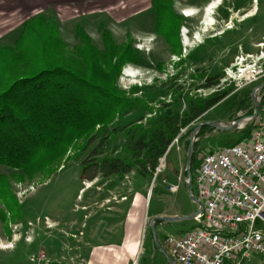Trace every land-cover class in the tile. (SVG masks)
I'll use <instances>...</instances> for the list:
<instances>
[{
  "label": "rangeland",
  "instance_id": "374dc122",
  "mask_svg": "<svg viewBox=\"0 0 264 264\" xmlns=\"http://www.w3.org/2000/svg\"><path fill=\"white\" fill-rule=\"evenodd\" d=\"M171 3L172 16L175 18L171 23L165 19V22L159 23L155 10L154 15L135 18L120 27L104 21L96 24L91 21L77 24L72 30L68 29L69 32L62 30L50 17L35 16V10L15 14L12 12L11 20L0 21V26L13 27L17 24L13 17L22 20L23 17L34 15L26 23L34 18H43L50 25L53 22L60 42L68 50L80 43L77 29L83 31L102 50L101 34L106 30L118 50L113 61L127 48L132 51L137 62H132L129 55L119 63L117 76H113V79L116 78L115 85L122 95L139 101L138 108L130 115L117 116L116 120L120 123L116 133L110 135L105 131L101 134L100 129L96 128L98 131L94 130L91 135L72 142L63 157L43 165L41 171L31 176L0 166V188L4 197L8 199L11 196L16 201L11 210L3 202L0 203V211L6 217L4 223L0 216V264H36L38 261V264H68L69 258L65 252L66 239L70 234L69 222L76 220L81 223L84 216L83 204L98 197L94 187L88 191H79L89 179L107 178L96 170L93 166L95 162L100 166L105 159H128L124 133L125 130L133 128L134 124L126 125L144 116L141 124L145 126L154 115H145V106L161 108L162 104L172 102L178 94L205 98L213 92L232 88L225 99L197 118L190 128L192 130L203 122L230 124L247 117L253 108L252 102L249 107L248 98L251 101V93L263 86L257 91L260 102L258 115L263 114L264 0H212L196 15L179 12L173 5L174 2ZM253 12L254 15H251ZM13 44L14 42H8L0 47H13ZM211 78H215L218 85L205 88ZM185 108L183 101L180 109L184 111ZM239 109L243 111H238ZM240 124L241 128L229 131L205 129L201 137H198L200 131L209 126H204L198 132L195 143L198 148L193 153V156L196 155V165L193 161L190 165L192 178L195 171L193 169L197 168L205 153L226 146L240 145L242 140L249 138L254 124L250 119H244ZM120 128L124 132L120 133ZM248 130L250 133L246 135ZM182 135L176 137V145L173 146L174 140L172 141L166 155L159 159L156 169L160 171L157 173L155 169L152 177H142L137 171L119 175L122 181L120 188L131 185V179L143 184L148 182L151 188L154 187L155 192L147 205L145 217L156 208L183 214L196 207L191 203L185 185L187 149L185 140L181 139ZM94 150L97 151V156L91 155ZM83 162L88 164L86 171L83 170ZM161 186H165L166 190L171 186H178V190L167 193L165 200L159 203L157 190ZM191 187L193 188L192 183ZM192 192L195 194L194 188ZM10 202L15 204L14 201ZM193 222L196 223L184 221L170 227L179 233L186 231ZM149 223L148 219L142 233L141 249L151 233L150 225L147 226ZM174 230H170L171 233H175ZM80 231L83 232L82 225ZM80 235L78 234L79 238ZM60 249L64 253L55 259L54 253ZM259 262L243 264H262Z\"/></svg>",
  "mask_w": 264,
  "mask_h": 264
},
{
  "label": "trees",
  "instance_id": "16d2710c",
  "mask_svg": "<svg viewBox=\"0 0 264 264\" xmlns=\"http://www.w3.org/2000/svg\"><path fill=\"white\" fill-rule=\"evenodd\" d=\"M154 10L159 23L175 19L170 1H156ZM57 33L53 22L50 25L43 18H34L24 25L13 47H0V166L27 176L63 157L72 142L98 131L96 128L100 133L113 135L120 123L117 116L130 115L138 108L139 101L122 95L115 85L116 78L113 79L119 63L127 56L137 63L131 50L124 49L114 62L118 50L106 30L101 34L102 50L79 29L80 43L68 50ZM216 85L218 82L211 78L205 88ZM231 91L232 88L219 90L205 98L178 94L161 108L145 106V115L154 114L146 125L141 124L144 116L126 125L134 124L124 133L128 159L110 158L100 166L97 162L93 166L105 177L132 171L145 178L152 177L159 159L181 130H185L181 139L187 149V138L193 130L190 125ZM183 101L186 108L181 111ZM248 105L252 106L249 98ZM252 113L253 108L247 117ZM121 129L119 132H124ZM205 129L213 130L204 127L198 137ZM249 133L246 131V135ZM197 148L195 145L194 152ZM96 152L91 155L97 156ZM194 160L195 154L193 163ZM85 162L84 171L88 165ZM1 202L10 210L16 205L15 199L11 196L6 199L0 188ZM0 214L5 223L6 217L1 211Z\"/></svg>",
  "mask_w": 264,
  "mask_h": 264
},
{
  "label": "crops",
  "instance_id": "0c3cea01",
  "mask_svg": "<svg viewBox=\"0 0 264 264\" xmlns=\"http://www.w3.org/2000/svg\"><path fill=\"white\" fill-rule=\"evenodd\" d=\"M156 1L174 2L173 5L179 12L184 11L189 15H196L212 0H0V21L11 20L12 12L15 14L35 10V16L50 17L57 26L60 25L62 30L67 32L77 24L91 21L95 24L104 21L112 26L120 27L129 24L135 18L154 15ZM206 12H208L207 9ZM251 15H254V12ZM32 16L34 15L23 17L22 20L13 17L12 19L17 22L13 27L1 25L0 45L14 42L23 25ZM121 183L119 175H109L105 180L89 179L83 187L82 191L85 189L88 191L94 187L98 197L83 204L84 216L81 223L76 220L69 222L70 234L66 239L67 252H65L69 258L68 264H171L167 260L169 256H167L166 237L179 236L197 227V224L193 222L186 231L177 233L170 226L174 227L184 221L194 220L172 223L156 222L153 225L154 234L160 249L155 245L152 232L141 249L142 233L148 219L151 222L155 217L190 216L196 212L197 206L183 214L169 213V210L156 208L145 217V210L155 192L154 187L151 188L148 182L143 184L133 179H131V185L124 188L123 186L120 188ZM192 190L191 187V192ZM167 191L165 186L158 188L159 203L165 200L166 194L169 193ZM192 195L196 198V191L195 194L192 192ZM191 203L194 204L192 201ZM148 207L150 208V205ZM81 225L83 226L82 233ZM149 225L150 223L147 224ZM172 229L175 233H171ZM78 234H81V238ZM61 253H64L63 249L56 251L55 259H58ZM259 261L264 264V261L258 257H252L249 263Z\"/></svg>",
  "mask_w": 264,
  "mask_h": 264
},
{
  "label": "built area",
  "instance_id": "2783aa9c",
  "mask_svg": "<svg viewBox=\"0 0 264 264\" xmlns=\"http://www.w3.org/2000/svg\"><path fill=\"white\" fill-rule=\"evenodd\" d=\"M251 121L250 136L238 150L209 151L193 172L192 185L204 208L194 218L196 228L166 237L168 256L176 264H243L252 257L264 261V111Z\"/></svg>",
  "mask_w": 264,
  "mask_h": 264
},
{
  "label": "water",
  "instance_id": "95a60500",
  "mask_svg": "<svg viewBox=\"0 0 264 264\" xmlns=\"http://www.w3.org/2000/svg\"><path fill=\"white\" fill-rule=\"evenodd\" d=\"M263 86H260L258 87L256 90H254L252 93H251V102L253 104V114L252 116L250 117H244L242 119H239V120H236L230 124H227V123H220V122H203L199 125H197L192 131L191 133L189 134V145H188V148H187V154H186V164H185V172H186V176H187V179H186V190H187V193H188V196L190 198V200L197 206V210L194 214L190 215V216H186V217H181V218H169V217H155L151 220L150 222V228H151V232L154 236V242H155V245L158 249H160L159 245H158V242H157V239L155 237V234H154V224L156 222H166V223H172V222H178V221H181V220H194V218L200 214L201 212V209H202V205L201 203L199 202V200H197L193 195H192V192H191V183H192V173L190 171V165H191V162H192V156H193V153H194V147H195V143L197 141V134L198 132L204 127V126H209L213 129H216V130H223V131H229V130H235L236 128H238L240 122L244 119H250V120H254L257 115H258V112H259V107H260V102L259 100L257 99V91L260 90ZM167 260L169 261V263L171 264H174L172 262V260H170L169 258H167Z\"/></svg>",
  "mask_w": 264,
  "mask_h": 264
},
{
  "label": "bare ground",
  "instance_id": "6f19581e",
  "mask_svg": "<svg viewBox=\"0 0 264 264\" xmlns=\"http://www.w3.org/2000/svg\"><path fill=\"white\" fill-rule=\"evenodd\" d=\"M212 9H214V7H211ZM241 124H239L240 126ZM239 147H241V144H237V145H232V146H226L225 147V152H232V151H236L239 149ZM197 200H199V202L202 205V208H204V201L202 197H196Z\"/></svg>",
  "mask_w": 264,
  "mask_h": 264
}]
</instances>
